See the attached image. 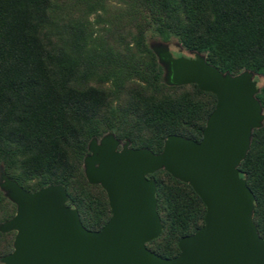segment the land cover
<instances>
[{"label":"trees","instance_id":"obj_1","mask_svg":"<svg viewBox=\"0 0 264 264\" xmlns=\"http://www.w3.org/2000/svg\"><path fill=\"white\" fill-rule=\"evenodd\" d=\"M148 32L164 42L176 37L222 72L264 78V0H0V167L26 190L62 184L88 229L111 214L105 191L82 169L93 137L113 133L158 153L169 134L200 140L216 103L196 84L164 82ZM256 98L264 110V81ZM239 168L264 237V122ZM148 177L163 230L146 245L173 257L179 238L202 224L205 206L167 171ZM15 209L0 189V222ZM14 234L0 232V257Z\"/></svg>","mask_w":264,"mask_h":264},{"label":"water","instance_id":"obj_2","mask_svg":"<svg viewBox=\"0 0 264 264\" xmlns=\"http://www.w3.org/2000/svg\"><path fill=\"white\" fill-rule=\"evenodd\" d=\"M149 47L167 85L196 84L215 95L200 140L169 134L154 153L113 133L93 137L84 175L105 191L111 213L98 230L83 225L62 184L26 190L0 167V189L16 205L0 223V232H15L1 264H264V237L253 220L255 196L239 168L252 130L264 122L256 98L259 75L222 72L196 51L174 55L168 42ZM160 169L188 183L205 206L202 224L179 238L173 257L146 245L163 230L156 183L148 177Z\"/></svg>","mask_w":264,"mask_h":264},{"label":"rangeland","instance_id":"obj_3","mask_svg":"<svg viewBox=\"0 0 264 264\" xmlns=\"http://www.w3.org/2000/svg\"><path fill=\"white\" fill-rule=\"evenodd\" d=\"M162 40L159 38V36H157L156 34H154L153 32H148L147 36H146V42L148 44V46L154 44V43H158L161 42ZM168 42V45L170 47V49L173 51V54H185V55H190V52L188 50H186L177 40L176 37H172ZM257 80H258V85H261L264 81V78L262 76H256ZM82 169H83V173H84V168H83V163H82ZM8 199V198H7ZM9 201H11L10 199H8ZM12 202V201H11ZM13 203V202H12ZM16 206V205H15ZM16 210V209H15ZM7 220V219H6ZM5 221V220H4ZM3 222V221H1ZM0 222V223H1ZM10 232V231H9ZM13 242V241H12ZM1 264V263H0Z\"/></svg>","mask_w":264,"mask_h":264}]
</instances>
